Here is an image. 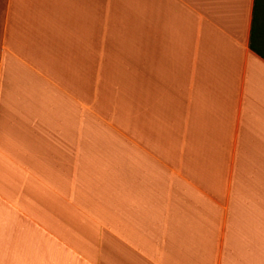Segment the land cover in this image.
Here are the masks:
<instances>
[{
	"label": "crops",
	"instance_id": "1",
	"mask_svg": "<svg viewBox=\"0 0 264 264\" xmlns=\"http://www.w3.org/2000/svg\"><path fill=\"white\" fill-rule=\"evenodd\" d=\"M0 264H264V0H0Z\"/></svg>",
	"mask_w": 264,
	"mask_h": 264
},
{
	"label": "rangeland",
	"instance_id": "2",
	"mask_svg": "<svg viewBox=\"0 0 264 264\" xmlns=\"http://www.w3.org/2000/svg\"><path fill=\"white\" fill-rule=\"evenodd\" d=\"M109 76H110V79H108L109 83L113 87L111 88L110 86L113 97L121 98L123 100L125 98L128 101H132L134 98L133 88H124V86H131L133 85V83L127 84V85L124 84V81H123L124 79H119V76L117 73L115 74V77L113 74H109Z\"/></svg>",
	"mask_w": 264,
	"mask_h": 264
}]
</instances>
